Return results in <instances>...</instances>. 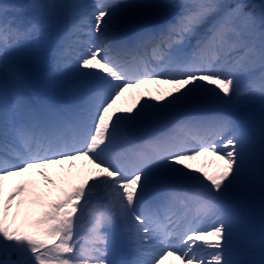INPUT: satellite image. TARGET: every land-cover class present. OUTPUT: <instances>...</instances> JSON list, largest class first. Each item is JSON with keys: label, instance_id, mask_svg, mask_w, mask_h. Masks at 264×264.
<instances>
[{"label": "snow or ice", "instance_id": "obj_1", "mask_svg": "<svg viewBox=\"0 0 264 264\" xmlns=\"http://www.w3.org/2000/svg\"><path fill=\"white\" fill-rule=\"evenodd\" d=\"M250 7L0 4V264H254L236 207L264 183Z\"/></svg>", "mask_w": 264, "mask_h": 264}, {"label": "rangeland", "instance_id": "obj_2", "mask_svg": "<svg viewBox=\"0 0 264 264\" xmlns=\"http://www.w3.org/2000/svg\"><path fill=\"white\" fill-rule=\"evenodd\" d=\"M17 2L15 4L10 3L8 0H0V4L8 5L9 8L12 10L14 14H17L15 11L16 7L19 5H25L28 4V0H16ZM70 2L77 3V0H69ZM89 1V0H85ZM79 12V11H78ZM29 12L27 15H30ZM25 19L27 16L24 17ZM121 31V26L119 24L114 25L110 32L109 37H111L112 33ZM165 87V86H161ZM250 111L253 114V117L258 125L259 123V116H260V108L259 105L254 106ZM240 199H243L242 202V213L248 218L249 223H255L254 225H251V231L254 233L257 241L261 242L263 245L261 247V250L259 252L258 257H256V260L253 261L254 264H264V239H262V236H264V183H261L259 180L257 181L254 189L242 196ZM241 211V210H240ZM253 243L249 242L248 246H251ZM244 258H249V256L245 255Z\"/></svg>", "mask_w": 264, "mask_h": 264}, {"label": "bare ground", "instance_id": "obj_3", "mask_svg": "<svg viewBox=\"0 0 264 264\" xmlns=\"http://www.w3.org/2000/svg\"><path fill=\"white\" fill-rule=\"evenodd\" d=\"M31 2V0H28V3H30ZM66 2H70L69 0H66ZM92 2V0H89V1H85V0H77V3H79V4H89V3H91ZM76 11H79V12H83V11H85V9L84 8H80V9H77ZM9 15H11V16H15V15H17V14H14L13 12H12V10L9 8V13H8ZM19 18V17H18ZM34 54V53H33ZM241 87H243V82H242V84H241ZM130 102V101H129ZM51 174V173H50ZM53 178L55 179V178H57L55 175H53ZM244 200L243 199H239L238 201H237V203H236V207H237V209L240 211V212H242L243 211V208H242V202H243ZM252 225H254L255 223H252V222H250ZM249 242H252L253 244L251 245V246H248V248H247V251H246V255L247 256H249V258H245V259H248V260H250V261H255L256 260V257H258V255H259V252H260V250H261V247H262V243L261 242H259V241H257V239H256V237H255V235H254V233H252V231H250V237H249Z\"/></svg>", "mask_w": 264, "mask_h": 264}, {"label": "trees", "instance_id": "obj_4", "mask_svg": "<svg viewBox=\"0 0 264 264\" xmlns=\"http://www.w3.org/2000/svg\"><path fill=\"white\" fill-rule=\"evenodd\" d=\"M244 2L251 6L248 10L252 11L259 10V7L261 3H264V0H244ZM13 259H15V257H13Z\"/></svg>", "mask_w": 264, "mask_h": 264}, {"label": "water", "instance_id": "obj_5", "mask_svg": "<svg viewBox=\"0 0 264 264\" xmlns=\"http://www.w3.org/2000/svg\"><path fill=\"white\" fill-rule=\"evenodd\" d=\"M34 72H36V70H34ZM39 76V75H38Z\"/></svg>", "mask_w": 264, "mask_h": 264}]
</instances>
